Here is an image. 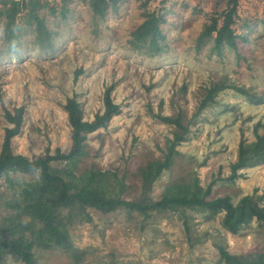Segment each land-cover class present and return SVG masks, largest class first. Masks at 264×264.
I'll return each mask as SVG.
<instances>
[{
	"label": "rangeland",
	"instance_id": "obj_1",
	"mask_svg": "<svg viewBox=\"0 0 264 264\" xmlns=\"http://www.w3.org/2000/svg\"><path fill=\"white\" fill-rule=\"evenodd\" d=\"M144 1L122 0L117 12L109 9L101 18L87 1L74 0L65 18L60 1L52 0L58 12L39 9L53 33L55 50L49 52L41 51L34 25L25 22L18 36L7 40L5 18L0 16V48H11L0 58V149L5 127L10 125L6 108L24 105L22 130L13 137V151L34 158L48 148L68 150L67 98L77 94L84 118L91 120L103 109L106 86L116 83L112 95L122 112L108 127L88 135L89 154L81 167L124 174L129 185L125 197L132 199L140 193L135 173L148 160L163 156L174 128L151 111L172 114L183 108L190 119L205 88L224 77L264 92V0H238V46L226 45L221 52L213 49L212 37L202 41L198 37L210 16L221 12L228 0H166L164 4L151 0L147 7ZM154 9L165 17L161 27L166 51L150 56L132 49L128 40L145 19L143 12ZM15 41L17 50L11 47ZM78 69L82 71L77 73ZM183 84L185 92L180 89ZM216 98L217 103L192 122L174 165L156 180L153 198H159L172 181L197 177L205 187L214 180L209 198L229 193L236 203L243 195L255 193L264 205V162L245 167L242 176L229 179L240 140L255 139V128L264 133V100L253 102L233 88ZM33 177L11 173L15 182ZM10 191L2 177L0 195ZM88 212L90 218L70 225L78 257L59 247L36 245L35 264H232L222 260L215 244L220 240L232 255L264 251V233L256 220L234 234L222 226V213L211 216L197 208L154 212L149 219L124 207L107 213L91 207ZM9 262L28 264L13 255Z\"/></svg>",
	"mask_w": 264,
	"mask_h": 264
},
{
	"label": "trees",
	"instance_id": "obj_2",
	"mask_svg": "<svg viewBox=\"0 0 264 264\" xmlns=\"http://www.w3.org/2000/svg\"><path fill=\"white\" fill-rule=\"evenodd\" d=\"M61 13L66 18L70 2L59 0ZM87 1L92 12L104 18L109 9L117 12L122 0H81ZM151 0L142 5L147 7ZM166 0H161L164 4ZM238 0H228L227 6L219 13L212 14L204 24L198 40L213 38V49L221 52L226 45L237 49L239 35L235 29L238 17ZM47 7L52 14L59 8L52 0H0V16L5 18L6 39L14 40L22 27V22L34 25L36 38L42 52L55 50L53 33L48 28L40 8ZM142 23L131 31L128 40L130 47L150 56L164 51L165 35L161 22L165 17L159 9L146 10ZM18 42L11 43L17 50ZM11 48L1 49L3 54ZM82 69H78L80 73ZM116 83L106 86L103 93V109L95 113L91 120L85 119L83 108L77 94L67 98L64 108L71 126V146L64 151L57 147L53 152L48 148L45 153L30 158L22 153H15L12 147L13 137L22 130L25 106L6 108L5 118L10 125L5 127L0 149V179L6 177L10 193L0 195V264H9L10 255L21 258L28 264H35V246L44 248L59 247L78 257L73 245L70 225L76 220L90 218L88 209L107 213L124 207L128 211L139 212L144 219L152 217L154 212L175 211L181 208H197L213 216L222 213L221 224L231 233H238L251 221L256 220L264 233V205L261 196L255 193L243 195L234 202L232 195L226 193L209 198L214 180L206 187L197 177L188 181H172L167 184L162 195L155 199L151 191L156 180L165 170L170 169L180 154L179 144L187 139L192 122L209 106L217 103V95L227 88H233L253 102L264 100V92L259 94L242 85L228 82L221 78L205 88L197 108L190 119L183 108L172 114L155 113L162 122L172 125V136L165 142L163 156L148 160L135 173L140 179V193L136 198L125 197L129 189L124 174L114 169L100 167H81L82 160L89 154L88 135L99 128L108 127L115 115L122 112V107L112 95ZM185 92L186 85L181 86ZM159 105H162V101ZM255 139L242 138L238 144L237 157L230 164L229 179L235 180L243 175L245 167H252L264 162V133L254 129ZM30 174L29 180L14 181L11 173ZM11 194V196H10ZM5 195L7 197H5ZM5 207L7 210L2 211ZM10 210V212H9ZM210 216V217H211ZM186 230L189 231L188 226ZM223 261L232 264H264V251L252 252L247 256L232 255L224 241L215 242Z\"/></svg>",
	"mask_w": 264,
	"mask_h": 264
}]
</instances>
